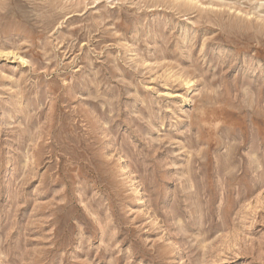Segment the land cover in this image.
Instances as JSON below:
<instances>
[{
	"label": "rangeland",
	"instance_id": "374dc122",
	"mask_svg": "<svg viewBox=\"0 0 264 264\" xmlns=\"http://www.w3.org/2000/svg\"><path fill=\"white\" fill-rule=\"evenodd\" d=\"M189 2L0 0V264H264V0Z\"/></svg>",
	"mask_w": 264,
	"mask_h": 264
},
{
	"label": "bare ground",
	"instance_id": "6f19581e",
	"mask_svg": "<svg viewBox=\"0 0 264 264\" xmlns=\"http://www.w3.org/2000/svg\"><path fill=\"white\" fill-rule=\"evenodd\" d=\"M179 1V0H178ZM191 2H192V0H191ZM191 2H189V3H191ZM186 3H187V1H186ZM193 3V2H192ZM242 11V10H241ZM239 13V12H238ZM241 13V12H240ZM249 14V13H248ZM185 82V81H184ZM191 83V81H188L187 82V85H189Z\"/></svg>",
	"mask_w": 264,
	"mask_h": 264
}]
</instances>
